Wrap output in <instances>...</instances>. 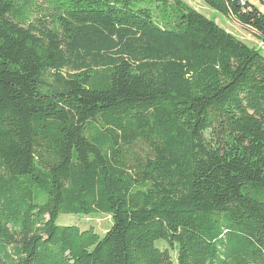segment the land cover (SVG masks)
Segmentation results:
<instances>
[{
    "label": "trees",
    "instance_id": "16d2710c",
    "mask_svg": "<svg viewBox=\"0 0 264 264\" xmlns=\"http://www.w3.org/2000/svg\"><path fill=\"white\" fill-rule=\"evenodd\" d=\"M41 1L0 0V264H264L261 50L183 0Z\"/></svg>",
    "mask_w": 264,
    "mask_h": 264
},
{
    "label": "rangeland",
    "instance_id": "374dc122",
    "mask_svg": "<svg viewBox=\"0 0 264 264\" xmlns=\"http://www.w3.org/2000/svg\"><path fill=\"white\" fill-rule=\"evenodd\" d=\"M41 6H44L45 10L41 11L38 14V17H43L44 14L49 12L48 5H45L43 1L37 0ZM185 3L189 4L191 7L199 11L201 14L206 16L209 19H212L218 23L220 27L229 31L240 40L245 42L248 46L256 49H261L262 54L264 55V51L260 47L262 41H258L257 34L253 32L249 28H244L240 25L233 16L225 17L223 14L218 13L217 11L208 7L204 2L200 0H183ZM252 2L258 6V8L262 11V5L257 3V0H252ZM141 151L144 153L147 152V148L145 146L140 145ZM58 225L60 226H70L75 225L78 226L81 230H88L90 228H94L95 231L100 234V236H104L109 228H111L112 221L111 218L106 215L94 214L92 216H84V215H61L58 219ZM166 245L164 242H158V246L163 247ZM176 256V254H175ZM174 260L176 258L174 257Z\"/></svg>",
    "mask_w": 264,
    "mask_h": 264
},
{
    "label": "built area",
    "instance_id": "2783aa9c",
    "mask_svg": "<svg viewBox=\"0 0 264 264\" xmlns=\"http://www.w3.org/2000/svg\"><path fill=\"white\" fill-rule=\"evenodd\" d=\"M236 1H238L240 4H242V6H245L247 4V2H250V0H236ZM257 3L262 5V8H263L262 13H263L264 12V0H257ZM260 47L262 49H264V43L263 42L261 43Z\"/></svg>",
    "mask_w": 264,
    "mask_h": 264
},
{
    "label": "crops",
    "instance_id": "0c3cea01",
    "mask_svg": "<svg viewBox=\"0 0 264 264\" xmlns=\"http://www.w3.org/2000/svg\"><path fill=\"white\" fill-rule=\"evenodd\" d=\"M250 3L251 4H254L253 2H252V0H250ZM255 5V4H254ZM256 6V5H255ZM225 17H228V16H225ZM242 27H244V26H242ZM244 28H246V27H244ZM258 37V36H257ZM258 41H260L261 42V39H259V37H258ZM261 50V49H260ZM263 51H264V49H262Z\"/></svg>",
    "mask_w": 264,
    "mask_h": 264
},
{
    "label": "water",
    "instance_id": "95a60500",
    "mask_svg": "<svg viewBox=\"0 0 264 264\" xmlns=\"http://www.w3.org/2000/svg\"><path fill=\"white\" fill-rule=\"evenodd\" d=\"M236 2H238V1H236Z\"/></svg>",
    "mask_w": 264,
    "mask_h": 264
}]
</instances>
